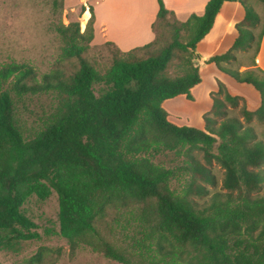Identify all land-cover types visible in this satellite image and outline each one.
<instances>
[{"label": "trees", "instance_id": "1", "mask_svg": "<svg viewBox=\"0 0 264 264\" xmlns=\"http://www.w3.org/2000/svg\"><path fill=\"white\" fill-rule=\"evenodd\" d=\"M47 2L53 14L64 5ZM225 2H239L244 18L232 47L205 63L257 91L260 105L250 110L244 101L241 113L245 122L264 121V71L227 66L235 52L253 46L256 61L264 23L256 34L261 17L252 0H209L202 15L177 22L163 44L157 23L176 15L158 0L155 38L127 52L110 43L121 56L105 75L82 57L94 38L93 8L84 14L91 16L84 32L78 21L49 25L64 41L63 57L79 59L72 78L41 81L27 63L0 64V229L18 240L35 238L23 205L54 190L71 253L87 248L121 264H264V140L227 116V106H239L241 98L217 80L202 128L171 122L163 106L181 95L194 101L192 89L202 81L196 47ZM94 82L107 91L96 95ZM52 90L58 106L25 136L17 104ZM165 153L177 160L172 167L156 160ZM213 163L224 170L225 192L201 200L205 185L214 183Z\"/></svg>", "mask_w": 264, "mask_h": 264}, {"label": "rangeland", "instance_id": "2", "mask_svg": "<svg viewBox=\"0 0 264 264\" xmlns=\"http://www.w3.org/2000/svg\"><path fill=\"white\" fill-rule=\"evenodd\" d=\"M97 1L64 0L59 13L53 14L51 4L47 0H0V64L10 59L18 63H27L34 68L37 78L41 81L45 78L44 76L48 77L47 79L52 83H57L59 79L72 78L80 68L79 59L63 57L64 41L49 28V25L52 21H61L64 25L78 21L81 32H84L91 17L88 15V19L84 20V14L91 10ZM252 2L261 17V22L255 30L258 34L264 23V3L257 0H252ZM178 20L177 17L170 15L165 21L157 23L156 31L164 39H160V44L170 40L173 26L181 21ZM83 21H85L84 26ZM248 39L251 40L250 35ZM235 53L238 55V52ZM120 54L121 52L115 46L94 37L82 57L92 65L97 73L105 75L111 71L113 61L120 57ZM254 56L255 46L245 52H240L237 60L227 66L239 70L245 65L246 69L259 70L260 68L255 65ZM209 71H203L204 77L206 76L203 88L211 83L207 77ZM107 89L108 86L105 83H93L96 95L105 93ZM236 90L243 92L239 88ZM199 91H196L197 95ZM198 97L200 104L187 103L183 100L184 98L169 100L165 106L169 112V120L182 125L185 124V119L194 117L197 122L199 118L197 113L200 111L203 99L200 94ZM24 99V103L17 104V113L24 134L27 136L38 129L40 118L54 110L59 103L55 90L27 95ZM242 103H244L243 99L237 107L227 106V116L239 119L245 126L250 125L258 138L264 140V121L253 119L245 122L241 113ZM156 160L161 161L167 167H172L177 163L172 153L160 155ZM211 169L214 183L205 185L207 192L201 200L210 199L216 192H225L222 187L224 170L217 163H213ZM178 186L179 183L173 180L171 187L177 189ZM23 211L35 223L36 228L33 231L37 233V236L28 240H18L9 230L0 229V264H121L87 248L71 253L68 241L61 234L58 195L54 190H51L45 198H40L35 194L31 195L25 201ZM97 227L105 239L112 241V236L106 233L102 225L98 224Z\"/></svg>", "mask_w": 264, "mask_h": 264}, {"label": "crops", "instance_id": "3", "mask_svg": "<svg viewBox=\"0 0 264 264\" xmlns=\"http://www.w3.org/2000/svg\"><path fill=\"white\" fill-rule=\"evenodd\" d=\"M162 1L165 7L174 12L179 20L185 21L191 14L202 15L209 0ZM93 10L95 15L93 25L95 39L112 43L123 52L148 44L155 38L152 25L157 19L158 0H98L94 3ZM243 18L244 9L239 2H225L215 19L211 31L197 44L196 52L199 59L196 62L200 67L202 81L192 89L193 103L200 104L199 94L203 99L201 100L200 111L197 113L198 121L195 122V118L190 117V119H185V124L199 128L204 126L202 117L211 108L210 94L218 90L217 80L225 85L231 95H237L243 99L250 110H255L260 105V96L251 86L237 83L231 76L220 71L213 63H205L211 56L224 53L232 47L238 35L236 24ZM240 52H238V55ZM238 55L236 53L237 58ZM256 66L264 71V36L256 56ZM245 69V65L239 68L241 71ZM207 70H210L207 77H209L211 83L208 87L203 88L206 79L203 71ZM237 88L243 92H237ZM196 91H199L198 95ZM178 98H184L183 100L187 103L191 102L184 95L173 99ZM168 101L164 102V107Z\"/></svg>", "mask_w": 264, "mask_h": 264}]
</instances>
